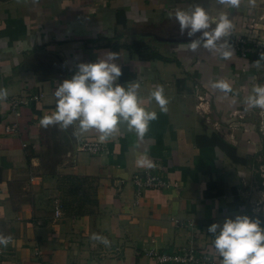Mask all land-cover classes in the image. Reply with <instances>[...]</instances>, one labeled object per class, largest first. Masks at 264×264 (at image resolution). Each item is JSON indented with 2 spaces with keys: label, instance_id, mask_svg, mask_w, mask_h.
<instances>
[{
  "label": "crops",
  "instance_id": "1",
  "mask_svg": "<svg viewBox=\"0 0 264 264\" xmlns=\"http://www.w3.org/2000/svg\"><path fill=\"white\" fill-rule=\"evenodd\" d=\"M263 2L0 0V234L12 238L0 245V264H159L150 253L215 251L207 229L252 210L251 170L264 152L245 122L264 51L246 59L235 43L251 40ZM197 4L232 21L229 59L192 51L169 19ZM106 52L118 56V82L138 83L142 107L157 113L143 139L124 123L103 143L95 130L39 126L63 80ZM157 85L166 111L151 98ZM14 99L28 102L14 108ZM88 142L103 148L82 150ZM233 148L245 162L233 160ZM144 157L152 167L137 165ZM144 172L170 187L138 198L133 178Z\"/></svg>",
  "mask_w": 264,
  "mask_h": 264
},
{
  "label": "clouds",
  "instance_id": "2",
  "mask_svg": "<svg viewBox=\"0 0 264 264\" xmlns=\"http://www.w3.org/2000/svg\"><path fill=\"white\" fill-rule=\"evenodd\" d=\"M216 3L239 8L241 0H216ZM173 18L179 25V34L188 38L192 51L203 46L214 54L219 52L222 59L234 54L228 42L233 24L227 14L213 19L209 10L197 4L187 9L177 8L169 14V19ZM117 60L115 52H106L94 63H79L75 74L63 80L55 90V111L44 115L39 126L59 125L67 129L75 125L80 132L95 130L103 143L124 123L129 131L143 139L150 122L157 119V113L142 107L144 101L138 94V83L128 81L122 85L118 82L123 73ZM214 86L230 91L225 82ZM3 95L0 90V97ZM151 98L166 111L167 100L161 86L154 88ZM246 103L249 108L264 109V85H255ZM137 165L152 167V162L144 157L137 160ZM207 231L214 237L212 244L221 258L220 264H264V221L260 218L236 214L225 217L222 223H213ZM92 239L109 244L106 238L95 234ZM11 240L10 236L0 234V245L6 247Z\"/></svg>",
  "mask_w": 264,
  "mask_h": 264
},
{
  "label": "built area",
  "instance_id": "3",
  "mask_svg": "<svg viewBox=\"0 0 264 264\" xmlns=\"http://www.w3.org/2000/svg\"><path fill=\"white\" fill-rule=\"evenodd\" d=\"M236 45L239 47L241 54L244 58H248V54L250 52L256 51L258 49L259 53L264 51V43H257V41L253 42L248 39L238 38L236 40ZM253 43L254 48H248L247 44ZM28 101L21 99H14L13 106L14 108H18L21 104L27 103ZM11 131V129L9 128ZM102 146L99 143H85L82 146V150L84 151H100L102 150ZM133 182L136 186V195L139 198L143 195V192L146 189H166L170 187L171 183L163 178L160 175H156L152 172H144L141 174H137L133 178ZM139 201L137 200V203ZM253 218H257V211L255 207L246 214ZM259 218V217H258ZM12 241V240H11ZM3 252V247L0 246V253ZM152 258L157 261L159 264H214L216 261L217 253L215 251H199L192 247H183L174 253L169 252H152L150 253Z\"/></svg>",
  "mask_w": 264,
  "mask_h": 264
},
{
  "label": "rangeland",
  "instance_id": "4",
  "mask_svg": "<svg viewBox=\"0 0 264 264\" xmlns=\"http://www.w3.org/2000/svg\"><path fill=\"white\" fill-rule=\"evenodd\" d=\"M264 1V0H263ZM261 2V1H260ZM264 3V2H263ZM264 6V4H262ZM264 10V9H262ZM262 19H256L254 20L255 25L250 33V39L251 41H257V43H264V13H262ZM251 36L253 38H251ZM246 37V36H245ZM245 37H243L245 39ZM256 53L258 52V49H256ZM264 57V55H263ZM264 60V59H263ZM258 82L259 85H264V64L259 65L258 69ZM250 110V116L245 120L249 125L253 127L252 130H250V134L253 135L249 140H254L256 143L260 144L262 146V142L264 141V109L260 108H249ZM261 153V152H260ZM254 169L251 170L252 176L250 183L254 188L256 187V192L251 197L253 202L252 207H255L257 211V216L264 221V152H262L261 156H259V161L255 164L254 163ZM252 169V168H251Z\"/></svg>",
  "mask_w": 264,
  "mask_h": 264
},
{
  "label": "trees",
  "instance_id": "5",
  "mask_svg": "<svg viewBox=\"0 0 264 264\" xmlns=\"http://www.w3.org/2000/svg\"><path fill=\"white\" fill-rule=\"evenodd\" d=\"M264 55V54H263ZM263 55H259L257 58L259 59V61L261 62H264V60L262 59ZM224 147L226 149H229L231 148V146H227V144L224 142ZM233 153H232V157H233V160L234 161H237V162H245L244 160H241L240 158H238L236 155H235V149L233 148L232 149Z\"/></svg>",
  "mask_w": 264,
  "mask_h": 264
}]
</instances>
